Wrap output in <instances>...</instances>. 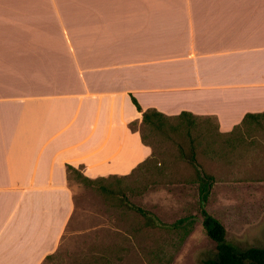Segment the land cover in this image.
Listing matches in <instances>:
<instances>
[{
    "label": "crops",
    "instance_id": "crops-1",
    "mask_svg": "<svg viewBox=\"0 0 264 264\" xmlns=\"http://www.w3.org/2000/svg\"><path fill=\"white\" fill-rule=\"evenodd\" d=\"M144 110L264 111V0H0V264H43L75 212L67 165L131 174Z\"/></svg>",
    "mask_w": 264,
    "mask_h": 264
},
{
    "label": "rangeland",
    "instance_id": "rangeland-1",
    "mask_svg": "<svg viewBox=\"0 0 264 264\" xmlns=\"http://www.w3.org/2000/svg\"><path fill=\"white\" fill-rule=\"evenodd\" d=\"M203 118L196 120L200 125L193 135L211 136V147L202 150L203 142L199 158L216 177L206 208L223 222L229 242L240 248L264 247V121L221 134L214 118ZM177 123L172 119L166 131L138 124L154 149L151 162L129 177L104 181L109 193L75 177L70 180L75 212L60 246L43 264H91L99 257L111 264H206L215 257L216 242L202 224L195 170L178 149ZM121 193L167 223L193 216L190 234L181 241L176 231H138L137 217L124 207Z\"/></svg>",
    "mask_w": 264,
    "mask_h": 264
},
{
    "label": "trees",
    "instance_id": "trees-1",
    "mask_svg": "<svg viewBox=\"0 0 264 264\" xmlns=\"http://www.w3.org/2000/svg\"><path fill=\"white\" fill-rule=\"evenodd\" d=\"M132 99L138 110L142 112L141 121H135L130 124L131 128L134 130H138L137 126L138 124H141L152 127L153 129L166 131L172 127V119L175 118L178 120V123L174 127V130L181 134L180 141L177 143L178 149L181 157L190 163L195 170V181L198 184L199 207L202 215V224L208 236L216 242V255L215 257L206 260V264H264V247L252 246L240 248L229 242L227 240V229L223 222L210 213L206 208V205L212 194V189L216 183V177L214 174L206 171L203 168V164L199 158L200 149H202L203 142H206V145L202 150L207 151V149L211 147V136H206L201 132H198L197 135H193V130L198 128L200 125L196 120L203 117L197 116L188 111H183L176 116H169L154 108L144 110L134 96H132ZM203 119L209 121L212 119V117H205ZM263 121L264 111L258 113H247L242 123L235 126L234 129L229 133L233 134L245 127L250 128L254 124L261 126ZM142 137L146 142L145 136L143 134ZM236 140L241 141L242 139L237 137ZM151 159L152 158L141 163L136 168V170L141 167H145L151 162ZM136 170H134L131 174H133ZM67 173L69 183L70 180L75 177L76 179L80 180V182H83L87 185H98L99 189L104 193H109L111 190L110 186L103 184L104 181L108 180L109 178H126L131 175H109L91 178L84 174L81 167L79 168L73 165H67ZM119 198L121 199L124 207L128 211L133 212V214L137 217L138 231H142L147 228L159 231H176L179 233V238L181 241H183L191 232L195 221L193 216L182 217L172 223H167L151 210L129 201L123 193L120 194ZM49 257H51V255H49L47 258ZM168 262L169 261L161 262V264H168ZM111 263V259L107 257H99L91 264Z\"/></svg>",
    "mask_w": 264,
    "mask_h": 264
}]
</instances>
